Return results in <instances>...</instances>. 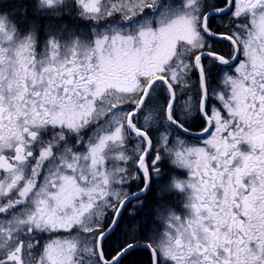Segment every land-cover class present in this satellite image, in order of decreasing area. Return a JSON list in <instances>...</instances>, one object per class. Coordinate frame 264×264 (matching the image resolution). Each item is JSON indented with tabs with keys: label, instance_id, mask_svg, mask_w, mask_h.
<instances>
[{
	"label": "snow or ice",
	"instance_id": "obj_1",
	"mask_svg": "<svg viewBox=\"0 0 264 264\" xmlns=\"http://www.w3.org/2000/svg\"><path fill=\"white\" fill-rule=\"evenodd\" d=\"M74 6L112 22L87 38L53 21L41 48L36 22L22 31L0 11V264H124L140 246L151 264H264V0H38L35 10L59 18ZM161 86L167 103L154 105ZM178 107L200 114L199 133ZM166 161L187 179L166 175ZM154 184L157 212L173 187L189 192L188 213L169 214L160 240L141 238ZM61 230L71 238L43 242Z\"/></svg>",
	"mask_w": 264,
	"mask_h": 264
},
{
	"label": "flooded vegetation",
	"instance_id": "obj_2",
	"mask_svg": "<svg viewBox=\"0 0 264 264\" xmlns=\"http://www.w3.org/2000/svg\"><path fill=\"white\" fill-rule=\"evenodd\" d=\"M37 3H38V0H0V11L9 12L12 15V18L17 23V26L22 31L28 30L30 28V25L32 24V22H36L39 25V37L41 40V44H40L41 48L43 47V40L47 39V33L45 31V26L52 24L53 21H55L57 24H59L61 21H63V26H67L68 31H71V28L74 27L73 25H75L76 29L78 30L84 24L87 23L86 20H82L81 18H79V19L77 18V17H80V15H79V9L76 6H74L72 9V14H73V12L76 11L75 12L77 14L76 17L72 18L71 16H69L67 14V12H65L62 17L57 18V17H53L50 15L44 14L43 12L38 13L35 10V6ZM77 25H80V26H77ZM68 31H61V32L57 33L54 29L53 34H58V35H60V37L62 39H67L66 36L68 35ZM221 44H222V46H221ZM214 47L222 55H227V53L230 51V46H229L227 40L216 41L214 44ZM239 58H240V60L244 59V57L242 55ZM234 67H235V65H233V68L229 69V71L234 72ZM210 70H211L212 83H213V86H215L216 83L218 82V78L220 75L219 66L213 63L210 65ZM197 81H198V76L196 74H193L191 77V81L189 82L190 89H192V90H190V92L191 91L193 92V93L189 92V94L190 95L192 94L193 100H195L196 96H197V87H196ZM191 86H192V88H191ZM184 99H187V97H184V98L182 97L181 103H183ZM166 101H167V93H166V90L161 86V87H159L158 92H157V90L155 91L152 103L153 104L155 103V105H157V104L161 105L163 102H164L163 104H166L167 103ZM160 102H162V103H160ZM211 103L214 104L218 108L221 107L220 103L215 99H212ZM184 111H186V110L178 107L177 108V116L183 121L186 128L191 129V131L193 133H199L201 127L203 126V119L200 116V114L198 112H196L194 114L190 113L188 116H184ZM161 115H163V113H161ZM161 121L159 122L160 128L157 127L156 129L152 128V130H150L154 135L158 134L159 131L163 130L164 122H163V120H161ZM175 131H176L177 135L182 136L184 139H186L188 141V146H190V147L191 146H200L202 143L201 139L197 135H187V133L180 131V130H175ZM164 167L167 169L166 175L170 174L171 177H175L177 179L182 180V179H187V177L189 176L188 169L173 166L168 161L165 162ZM155 179L156 178L154 177V180ZM129 188L131 191L136 190L134 184L130 185ZM157 192H158V188L154 184L153 188H152V192H151V194L153 193L154 196L150 197L149 194H146V196H147L146 211L142 212L140 214V216L143 214L146 215L145 224H144V228L146 229V231H145L144 235L141 237L142 239L154 238L156 240H160L165 235V233L167 231L166 217L169 214H171L172 212H175L177 215H186L189 211V209L187 207V202L189 199V192L186 190H179V189H176L173 187L171 191H168L164 194V196L162 198L163 199V207H161L160 211L157 212L156 208L161 203V199H160L161 197L157 195ZM149 234H150V236H149ZM41 235L43 237V242H45V243L48 242L49 240H64V239H70L71 238L69 233L66 231H63V230L56 232V233H51V234L42 233ZM72 235H75V232H73ZM116 235H117V233H116ZM119 246L120 245L116 242L114 244L113 243L106 244L105 250H106V252H111L112 249L118 248ZM138 248L147 249L143 246H140ZM38 254L39 253H34V255H38ZM149 255H150V259H151V253L150 252H149ZM128 258L129 257H127L125 259L124 264H126V261ZM169 264H171L170 261H169Z\"/></svg>",
	"mask_w": 264,
	"mask_h": 264
},
{
	"label": "trees",
	"instance_id": "obj_3",
	"mask_svg": "<svg viewBox=\"0 0 264 264\" xmlns=\"http://www.w3.org/2000/svg\"><path fill=\"white\" fill-rule=\"evenodd\" d=\"M23 8V7H22ZM149 196H154L153 193H149ZM145 219L146 215H141ZM125 239V234L123 231L118 232L117 235L114 234L112 237L109 238V240L106 242V244L111 243H120ZM126 264H151V259L149 255V251L147 249H141L138 248L136 251L129 256V258L126 261Z\"/></svg>",
	"mask_w": 264,
	"mask_h": 264
},
{
	"label": "rangeland",
	"instance_id": "obj_4",
	"mask_svg": "<svg viewBox=\"0 0 264 264\" xmlns=\"http://www.w3.org/2000/svg\"><path fill=\"white\" fill-rule=\"evenodd\" d=\"M167 2H168V0H162V3H167ZM172 2L175 4V3H178L179 0H172ZM75 12H73V14H71L72 18L76 17L77 14ZM77 18L78 19L81 18L82 20H86L87 23L81 27L82 29L80 28L78 30L76 29L75 25H73L74 27L71 28V32L75 33L76 36H80L81 33H84L87 38H92V34H93L94 29L97 31H102L108 26V23L112 22L111 19H109L108 21L97 22V21H93L90 19L83 18L81 16L77 17ZM77 26H80V25H77ZM66 38H68V35L66 36ZM158 90H159V88L157 89V92H158Z\"/></svg>",
	"mask_w": 264,
	"mask_h": 264
},
{
	"label": "bare ground",
	"instance_id": "obj_5",
	"mask_svg": "<svg viewBox=\"0 0 264 264\" xmlns=\"http://www.w3.org/2000/svg\"><path fill=\"white\" fill-rule=\"evenodd\" d=\"M47 17V16H46ZM45 17V18H46ZM227 22V21H226ZM224 44V43H223ZM221 46H222V44H221ZM229 48V47H228ZM225 51V50H224ZM216 67V66H215ZM218 68V67H217ZM214 71V70H213ZM217 71V70H216ZM195 84V83H194ZM196 85V84H195ZM193 86V85H192ZM192 86H191V88H192ZM189 87H190V85H189ZM194 87V86H193ZM197 87V86H196ZM192 90V89H191ZM195 91V90H194ZM190 92V91H189ZM196 92V91H195ZM190 93H193L192 91L190 92ZM189 94V93H188ZM190 95V94H189ZM190 96H192V94L190 95ZM196 96V95H195ZM158 97V96H157ZM165 98V97H164ZM184 98V97H183ZM160 99V98H159ZM162 100V99H161ZM167 102V101H166ZM181 102H182V100H181ZM157 103V102H156ZM160 103H162V102H160ZM164 103V102H163ZM162 103V104H163ZM161 104V105H162ZM155 105V104H154ZM158 105V104H157ZM160 105V104H159ZM180 110V109H179ZM160 122V121H159ZM162 122V121H161ZM162 124V123H161ZM160 128V127H159ZM154 129V128H153ZM156 129V128H155ZM150 130H152V129H150ZM159 198V197H158ZM161 199V198H160Z\"/></svg>",
	"mask_w": 264,
	"mask_h": 264
}]
</instances>
